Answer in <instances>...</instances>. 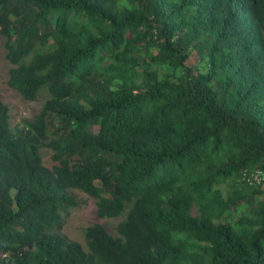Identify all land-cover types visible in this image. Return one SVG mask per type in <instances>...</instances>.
<instances>
[{
	"label": "trees",
	"instance_id": "1",
	"mask_svg": "<svg viewBox=\"0 0 264 264\" xmlns=\"http://www.w3.org/2000/svg\"><path fill=\"white\" fill-rule=\"evenodd\" d=\"M0 35L7 86L47 95L21 129L0 101V264H264V0H0ZM74 190L127 210L87 252Z\"/></svg>",
	"mask_w": 264,
	"mask_h": 264
},
{
	"label": "rangeland",
	"instance_id": "2",
	"mask_svg": "<svg viewBox=\"0 0 264 264\" xmlns=\"http://www.w3.org/2000/svg\"><path fill=\"white\" fill-rule=\"evenodd\" d=\"M122 3H125L124 1ZM4 38L0 35V101L7 105L10 114V125L12 129H21L23 122L31 120L40 110L43 102L47 98L46 93L41 92L37 99L32 102L24 100L17 92L11 90L7 84L9 63L5 58L6 50L4 47ZM198 61V56L194 54L190 60V64ZM96 131V129H95ZM40 156L43 165L52 169L55 162L52 160V152L47 148L40 149ZM70 195L75 197L78 206L71 209L67 215L63 217V224L57 230L69 241L77 242L81 248L87 252V246L84 238L85 229L94 224H100L107 232L116 236V226L118 222L125 216L124 212L122 217L115 219H99L96 214V200L88 195L74 190L70 191ZM238 212L231 211L229 220L237 217Z\"/></svg>",
	"mask_w": 264,
	"mask_h": 264
},
{
	"label": "built area",
	"instance_id": "3",
	"mask_svg": "<svg viewBox=\"0 0 264 264\" xmlns=\"http://www.w3.org/2000/svg\"><path fill=\"white\" fill-rule=\"evenodd\" d=\"M241 182L250 188L257 187L264 182V171L260 169L243 171L241 174Z\"/></svg>",
	"mask_w": 264,
	"mask_h": 264
},
{
	"label": "clouds",
	"instance_id": "4",
	"mask_svg": "<svg viewBox=\"0 0 264 264\" xmlns=\"http://www.w3.org/2000/svg\"><path fill=\"white\" fill-rule=\"evenodd\" d=\"M86 242V241H85ZM87 246V245H86ZM83 250V249H82ZM84 251V250H83ZM88 251V250H87ZM85 252V251H84Z\"/></svg>",
	"mask_w": 264,
	"mask_h": 264
}]
</instances>
